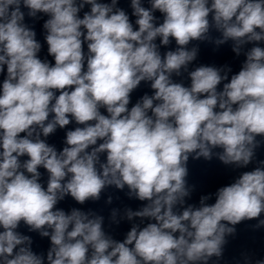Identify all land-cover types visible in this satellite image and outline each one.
<instances>
[{
	"label": "clouds",
	"instance_id": "clouds-1",
	"mask_svg": "<svg viewBox=\"0 0 264 264\" xmlns=\"http://www.w3.org/2000/svg\"><path fill=\"white\" fill-rule=\"evenodd\" d=\"M148 5L131 0L133 21L118 0H0V264H221L238 224L264 229V0ZM40 13L51 60L26 22ZM199 42H230L239 70H190ZM142 82L152 94L133 104ZM58 129L59 151L47 140ZM190 157L255 166L197 206L186 199ZM113 187L141 202L107 217V227L138 221L123 239L96 211L58 207ZM22 223L49 238L46 255ZM231 264L264 256L245 249Z\"/></svg>",
	"mask_w": 264,
	"mask_h": 264
}]
</instances>
